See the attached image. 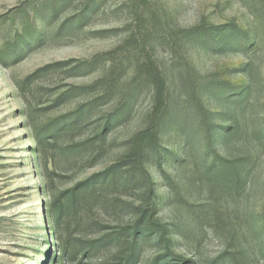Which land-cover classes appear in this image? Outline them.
<instances>
[{
	"label": "rangeland",
	"instance_id": "1",
	"mask_svg": "<svg viewBox=\"0 0 264 264\" xmlns=\"http://www.w3.org/2000/svg\"><path fill=\"white\" fill-rule=\"evenodd\" d=\"M55 1L0 0V47L9 56L23 24L47 29L45 42L0 62V264H127L126 240L108 237L130 224L146 192L165 197L154 213L165 233L163 244L144 245L136 264L166 253L189 264H264V0H99L90 19L83 15L92 0H70L54 13ZM81 17L82 29L65 26L52 37ZM225 36L238 44L226 48ZM184 74L197 87L249 89L222 147L225 169L204 173L192 162L161 179L150 157L141 175L127 176L129 143L148 128L158 83L185 100ZM127 98L135 99L129 117L106 131ZM207 105L225 109L217 99ZM114 166L123 175L117 188L95 194L98 202L65 199ZM191 210L201 219L188 231Z\"/></svg>",
	"mask_w": 264,
	"mask_h": 264
},
{
	"label": "trees",
	"instance_id": "2",
	"mask_svg": "<svg viewBox=\"0 0 264 264\" xmlns=\"http://www.w3.org/2000/svg\"><path fill=\"white\" fill-rule=\"evenodd\" d=\"M70 2V0H56L53 3V12L55 13L59 7H66ZM98 5H101L99 0H92L83 16L90 19L91 15L99 9ZM84 17L75 18L72 22L69 21L70 24H68L69 22L62 23V27L52 37L61 35L65 30V26H68V31L71 33L79 31L82 29ZM23 27L24 34L20 35L16 32L12 38L16 45L10 56L7 52V45L3 48L0 47V62L4 63V60L8 61L9 59L13 60L25 48L31 51L32 46L46 41L47 29L44 26H42L44 27L42 32L35 27L32 30L30 23L23 24ZM229 37L225 36L223 38L222 45H225L226 48L230 45H237L239 42L238 39L234 38L235 40H231L228 39ZM182 78L184 79L182 85H185L187 90L186 92L183 91L186 98L181 101L179 100V96L174 97V99L171 98L170 86L167 81H161L162 84L158 83L155 92V106L146 122L148 123V128L142 134H137L130 140L129 145L132 149V154L129 155V158L132 160V165L128 169L127 176L134 175L136 177L141 175L150 157H156L160 170L154 176L161 179L166 178L165 169L185 168L192 162L204 173L215 170L220 172L225 169L224 162L226 163V154L229 153L228 148L223 152L222 147H225L233 139L234 128L233 126H229L232 121L233 111L238 104L244 101L249 89L240 93H234L233 90L223 93L222 87L224 84H217L216 87V84L205 83L197 87L194 82L192 84L187 82L189 79L186 74L182 75ZM159 86L163 87L159 89ZM134 92L135 94H140L138 88ZM109 95L106 96L107 100L110 99ZM137 97L135 96V99ZM135 99L127 98L124 100L122 105L114 111L113 116L107 118L106 131L110 125L113 126L119 123V121L123 122L129 117ZM210 99L222 101L225 106L223 112L209 110L207 101ZM96 106L97 101L84 106L83 109L70 119L71 125H77L81 119L89 116ZM226 125L228 126L225 127ZM101 139L99 138V140ZM86 144L88 142H83L77 145V147H86ZM81 150L83 149L81 148ZM179 153H182L180 157H178ZM121 169H123L122 166H114L108 172L92 176L87 181L75 186L72 191H67L65 199L72 203L73 206L72 201H75L79 195H84L83 198H86L88 206H92L98 202L95 197L96 193L109 188H117L118 176L123 175ZM111 180H114L115 184H112L113 181ZM148 181H150V187L155 184L150 179ZM156 197V194L149 196V193L146 192V195L142 199L148 200H144L139 205L132 206L130 224L121 226L108 237V241L110 242L118 238L119 242L122 239L126 240L124 253L127 254V264H136L135 262L140 256L144 245L152 241L156 242L155 245L163 244L164 237L162 233H165V230L155 222L154 213L159 203L165 202V197H162L159 201L156 200ZM200 219L201 217L197 211L191 210L188 213V231H191V228ZM152 264H189V262L184 257L166 253L162 256H157Z\"/></svg>",
	"mask_w": 264,
	"mask_h": 264
}]
</instances>
